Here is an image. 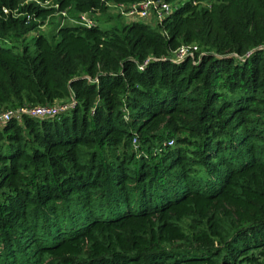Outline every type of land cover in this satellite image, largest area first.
<instances>
[{
	"label": "trees",
	"instance_id": "trees-1",
	"mask_svg": "<svg viewBox=\"0 0 264 264\" xmlns=\"http://www.w3.org/2000/svg\"><path fill=\"white\" fill-rule=\"evenodd\" d=\"M39 1L0 0V113L73 107L0 127V264H264V0Z\"/></svg>",
	"mask_w": 264,
	"mask_h": 264
},
{
	"label": "built area",
	"instance_id": "built-area-1",
	"mask_svg": "<svg viewBox=\"0 0 264 264\" xmlns=\"http://www.w3.org/2000/svg\"><path fill=\"white\" fill-rule=\"evenodd\" d=\"M25 3H37L41 4L39 0H25ZM46 7L51 6L50 0H45ZM57 8V7H56ZM116 10H120L125 16L132 21H147L149 18L154 17L156 21L163 22L164 19L169 17L174 10V6L167 2V0H146L141 4L131 6L113 7ZM61 15L66 20L70 17L68 12H61ZM74 19V18H73ZM71 20V19H70ZM94 21L89 15L84 14L80 19H75V25L92 26ZM198 51L196 46H183L174 53L173 59L176 61H182L187 57H194L195 52ZM73 107V103H62L52 107H30L23 106L15 111H7L0 113V127L5 123L12 120V118L20 119L23 116H30L36 119H52L59 115L68 112ZM173 142L170 143L172 145Z\"/></svg>",
	"mask_w": 264,
	"mask_h": 264
},
{
	"label": "rangeland",
	"instance_id": "rangeland-1",
	"mask_svg": "<svg viewBox=\"0 0 264 264\" xmlns=\"http://www.w3.org/2000/svg\"><path fill=\"white\" fill-rule=\"evenodd\" d=\"M53 1H56V0H53ZM186 1H189V0H180L181 3H184ZM173 4H175V3H173ZM111 14L114 16V18L120 16L122 23L127 24L129 22H133L127 16H125L120 10H116V9L113 8L112 11H111ZM59 19H60L59 16H54V17H51L50 19H47L44 22V25H42L40 27V33H45V34H48V35H54L55 34V29H56V27H55L56 24H54V22L60 21ZM149 20L156 21L154 17L149 18ZM145 22H147V21H145ZM60 23L65 25V26L75 25V19H73L72 17H69L66 20L60 21ZM147 23H149V22H147ZM115 25H116L115 20H110V21H107L106 23L104 22L102 27L103 28H110V27L115 26ZM5 46H8V45L6 44Z\"/></svg>",
	"mask_w": 264,
	"mask_h": 264
}]
</instances>
